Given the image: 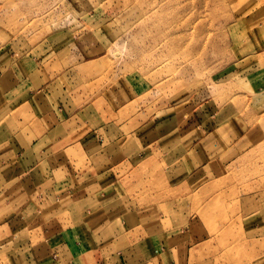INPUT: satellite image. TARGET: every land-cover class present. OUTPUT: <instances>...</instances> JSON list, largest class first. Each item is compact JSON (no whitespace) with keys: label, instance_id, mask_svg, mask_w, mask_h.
I'll return each instance as SVG.
<instances>
[{"label":"crops","instance_id":"0c3cea01","mask_svg":"<svg viewBox=\"0 0 264 264\" xmlns=\"http://www.w3.org/2000/svg\"><path fill=\"white\" fill-rule=\"evenodd\" d=\"M49 39L24 48L0 30V264L263 257L264 184L227 183L228 155L240 157L247 135L211 119L129 114L132 100L95 82L103 57ZM216 232L253 248L222 256Z\"/></svg>","mask_w":264,"mask_h":264},{"label":"rangeland","instance_id":"374dc122","mask_svg":"<svg viewBox=\"0 0 264 264\" xmlns=\"http://www.w3.org/2000/svg\"><path fill=\"white\" fill-rule=\"evenodd\" d=\"M0 30L24 48L64 39L82 57H103L95 82L132 100L129 114L211 119L247 135L240 157L228 155L227 183L264 184V0H0ZM215 198L217 218L225 207ZM237 236L216 232L211 243L222 256L229 247L251 249ZM259 254L240 263L236 250L230 264H264Z\"/></svg>","mask_w":264,"mask_h":264}]
</instances>
